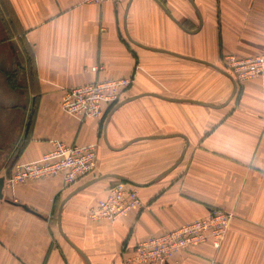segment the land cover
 <instances>
[{
    "label": "crops",
    "instance_id": "crops-1",
    "mask_svg": "<svg viewBox=\"0 0 264 264\" xmlns=\"http://www.w3.org/2000/svg\"><path fill=\"white\" fill-rule=\"evenodd\" d=\"M160 1L182 26L157 0H0V264H142L130 260L140 240L212 208L232 214L220 247L204 243L166 264H264V73L234 93L230 77L184 58L220 66L230 55L264 54V0ZM200 65L215 71L212 80ZM100 78H132L121 100L141 96L114 112L122 101L105 106L100 119L62 108L65 89ZM172 134L185 137L146 138ZM58 141L93 145L94 173L72 185L61 175L7 182L18 163L40 159ZM138 156L144 161L133 163ZM109 174L138 183L144 206L93 220L90 207L115 179L75 193L61 223L82 255L62 235L59 209Z\"/></svg>",
    "mask_w": 264,
    "mask_h": 264
},
{
    "label": "built area",
    "instance_id": "built-area-1",
    "mask_svg": "<svg viewBox=\"0 0 264 264\" xmlns=\"http://www.w3.org/2000/svg\"><path fill=\"white\" fill-rule=\"evenodd\" d=\"M108 1L122 0H83L87 4H102ZM224 66L238 83L264 73V54L249 58L230 55L225 57ZM92 69L98 71L101 68L95 66ZM132 82V78H100L91 83L67 88L62 96V108L80 120L100 119L105 106L110 107L120 101ZM97 156V149L93 145L66 144L58 141L54 143L53 149L40 159L18 163L7 182L20 184L61 175L66 185H72L80 178L94 173ZM143 206L135 186L115 180L107 195L97 199L90 207L89 216L93 220L116 221L131 210ZM231 220L232 214L220 208H212L205 217L140 240L130 260L142 264H166L176 254L204 243L211 242L213 247L219 248Z\"/></svg>",
    "mask_w": 264,
    "mask_h": 264
},
{
    "label": "water",
    "instance_id": "water-1",
    "mask_svg": "<svg viewBox=\"0 0 264 264\" xmlns=\"http://www.w3.org/2000/svg\"><path fill=\"white\" fill-rule=\"evenodd\" d=\"M157 1H158V3H160V5L165 9V11H166V12H167V13H168V14H169V15H170V16H171V17H172V18H173V19H174V20H175L180 26H182L181 23H180L179 21H177V20L171 15V13L166 9V7L163 5V3H162L160 0H157ZM134 43L137 44V45H139V46H141V47L147 48V49H151V50H155V51H163V52H167V53H170V54H173V55L181 56V55H178V54H174V53L168 52V51H166V50L157 49V48H152V47H147V46H145V45H143V44H141V43H138L137 41H134ZM181 57H184V56H181ZM184 58L191 59V60H194V61H197V62H203V63H205V64H208V65H210V66H213L215 69H217V70L220 71L221 73L227 75L228 77H230V78L234 81V86H235L234 93L236 92V90H237V83H236L234 77H233L229 72L225 71L224 69L220 68V67L217 66V65H213V64L207 63V62L202 61V60H198V59H194V58H189V57H184ZM234 93H233V95H234ZM146 94H151V93H146ZM151 95H154V96H157V97H160V98H163V99H167V100H170V101H187V102L197 103V104L206 105V106H213V105H211V104H209V103L200 102V101H195V100L172 99V98L164 97V96H161V95H158V94H155V93H152ZM140 96H141V95L133 96V97H129L128 99H126V100H124V101L118 103V104L114 107L113 112H114L116 109H118L120 106H122L123 104H125L126 102H128V101H130V100H133V99H136V98H138V97H140ZM113 112H112V113H113ZM105 126H106V124H105ZM175 135H181V134L157 135V136H150V137H146V138L156 139V138H162V137H167V136H175ZM181 136H184V135H181ZM184 137H185V136H184ZM136 140H137V139H135V140H133V141H136ZM133 141H132V142H133ZM187 145H188V143H187ZM186 148H187V146H186L185 149L183 150V152H182L180 158L178 159V161H177L172 167H170L167 171H165L162 175H165L166 173L172 171L173 169H175V168L177 167V165L182 161V159H183V157H184V155H185ZM110 177H111V178H114L115 180H120V181H124V182L130 183V184H133V185H138V183H135V182H133V181H131V180H129V179L123 177V176H120V175H116V174L105 175V176H102V177H99V178L93 179V180H91V181L85 183L84 185L80 186L78 189H76V190L74 191V193H72L68 198H66V199L64 200V202L61 204V207H60V209H59V213H58V224H59L60 231H61L62 235L68 240V242L71 243V244L74 246V248H75L77 251H79L82 255H84V253H83V252H82V251H81V250H80V249H79L74 243H72V242H71V241L65 236V234H64V231H63V229H62V223H61V212H62V207H63L64 203H65L70 197H72L75 193H77V192H79V191H81V190L87 188L88 186H90V185H92V184L98 182V181L101 180V179H104V178H110ZM3 185H4V178H1V179H0V196H1V194H2L1 191H2ZM140 185H141V184H140ZM24 207H25L26 209H28L26 206H24ZM28 210H29V209H28ZM85 258H86V257H85ZM88 263H89V262H88ZM89 264H90V263H89Z\"/></svg>",
    "mask_w": 264,
    "mask_h": 264
},
{
    "label": "rangeland",
    "instance_id": "rangeland-1",
    "mask_svg": "<svg viewBox=\"0 0 264 264\" xmlns=\"http://www.w3.org/2000/svg\"><path fill=\"white\" fill-rule=\"evenodd\" d=\"M219 66V65H218ZM197 67H199V69H201V67H204V66H197ZM220 68H222V69H224L225 71H227V72H229L227 69H226V67L224 66V64L223 65H220L219 66ZM204 73H205V78H206V81H208V79H211L212 80V77H211V75H213V73L215 72L214 70H212V69H208V68H206V67H204ZM190 70V69H189ZM190 72V71H189ZM230 73V72H229ZM209 74H211V75H209ZM231 74V73H230ZM221 82L220 83H218V88H220V89H223L224 88V84H223V81L222 80H220ZM216 83V82H215ZM122 99V98H121ZM120 101H122V100H120ZM145 143H148V142H145ZM150 144V143H149ZM139 145H145V144H139ZM142 150H140L139 151V153L140 154H143V153H145L146 151L143 149V148H141ZM144 159V156H138V157H136V160H134L133 161V163H139L140 161H142ZM144 161V160H143ZM115 167V166H114ZM111 170H113V168H110ZM115 169V168H114Z\"/></svg>",
    "mask_w": 264,
    "mask_h": 264
},
{
    "label": "trees",
    "instance_id": "trees-1",
    "mask_svg": "<svg viewBox=\"0 0 264 264\" xmlns=\"http://www.w3.org/2000/svg\"><path fill=\"white\" fill-rule=\"evenodd\" d=\"M121 100V99H120ZM119 102V101H118ZM117 102V103H118ZM117 103H114V104H112L110 107H109V109L111 110Z\"/></svg>",
    "mask_w": 264,
    "mask_h": 264
}]
</instances>
